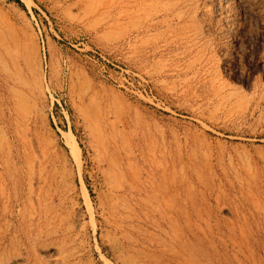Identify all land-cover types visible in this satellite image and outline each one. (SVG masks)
<instances>
[{
  "label": "rangeland",
  "instance_id": "1",
  "mask_svg": "<svg viewBox=\"0 0 264 264\" xmlns=\"http://www.w3.org/2000/svg\"><path fill=\"white\" fill-rule=\"evenodd\" d=\"M0 264H264V0H0Z\"/></svg>",
  "mask_w": 264,
  "mask_h": 264
}]
</instances>
